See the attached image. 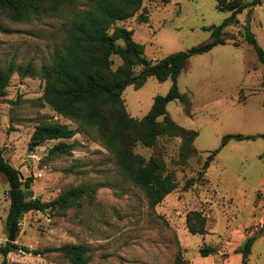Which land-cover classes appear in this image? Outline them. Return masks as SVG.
I'll use <instances>...</instances> for the list:
<instances>
[{"label": "rangeland", "instance_id": "374dc122", "mask_svg": "<svg viewBox=\"0 0 264 264\" xmlns=\"http://www.w3.org/2000/svg\"><path fill=\"white\" fill-rule=\"evenodd\" d=\"M88 3L78 0L57 15L21 22L0 17V67H7L11 60L15 67L0 98L4 157L20 171L22 181L31 179L25 190L32 198L48 202L79 184L96 188L91 202L83 198L82 206L68 208L65 216L50 209L24 213L14 242L31 250L82 243L90 248L88 264H173L178 255L188 264H241L236 250L250 238L247 263L264 264V233L256 236L264 229V137L230 139L221 145L226 134H264V70L244 38L247 25L264 51V0L238 13L224 27L233 40L191 56L177 79L187 97L183 102L169 101L166 109L178 125L197 131L193 146L198 155L180 160L181 139L168 134H161L153 147L134 145L133 151L146 160L161 158L177 181L176 189L155 205L121 174L96 128L63 117L41 99L45 85L41 69L61 48L75 14ZM139 14L146 17L145 22L138 20ZM230 15L219 10L215 0L166 4L144 0L133 16L117 24L131 29L133 39L144 47L143 56L155 62L207 40L209 27L222 24ZM114 62L116 66L120 60L115 57ZM170 85V78L159 81L153 76L140 88L128 85L122 93L127 112L142 118L154 97L165 95ZM42 121L76 129L72 138L64 140L74 144L72 150L48 156L59 140L44 141L30 150L31 133ZM216 149L214 160L198 179L203 161ZM192 177L197 179L186 188V180ZM7 189L0 173V245L9 232ZM191 210L205 216V233L188 231L185 219ZM205 245L213 246L215 252L201 256ZM7 264L70 262L55 251L35 255L17 249L8 253Z\"/></svg>", "mask_w": 264, "mask_h": 264}, {"label": "trees", "instance_id": "16d2710c", "mask_svg": "<svg viewBox=\"0 0 264 264\" xmlns=\"http://www.w3.org/2000/svg\"><path fill=\"white\" fill-rule=\"evenodd\" d=\"M78 0H0V17L21 22L30 17L57 15L73 6ZM144 0H90L70 23L67 34L58 52L41 69L45 81L42 101L63 117L78 121L84 126L97 129L105 147L112 153L115 164L121 174L139 187L151 205L159 203L177 187L174 173L167 170L161 158L154 156L146 160L133 151L136 143L153 147L161 134L177 136L181 139L180 160L197 156L193 141L197 131L178 125L167 112L169 101L183 102L187 97L177 85V79L186 68L189 58L202 54L213 47L225 44L233 37L226 36L224 27L233 21L238 13L247 7L260 5L262 0H215L219 10H228L231 15L220 25L210 26L207 40L185 51H176L151 62L143 56L144 47L133 39V31L119 26L118 21L133 16ZM168 3L170 0H150ZM145 22L143 14L138 15ZM245 41L250 44L264 70V51L257 44L248 26H245ZM120 63L115 66L114 58ZM139 67L137 71L136 68ZM15 71L13 60L7 67H0V98L5 95L10 78ZM25 71H29L26 69ZM159 81L171 79V85L165 95H156L150 109L140 119L133 118L127 112L122 93L128 85L135 89L143 86L148 77ZM264 81V79H263ZM161 118V119H160ZM76 129L55 122H40L31 133L28 147L33 150L47 140H59L48 152V156H58L72 150L73 143L64 140L72 138ZM263 135L226 134L221 139L225 145L230 139H254ZM218 150L211 151L203 161L197 178L214 160ZM0 173L6 178L9 206L6 214V226L18 223L24 213L44 212L50 209L59 216H65L70 207H81L82 199L91 202L95 197V186L79 184L61 191L54 199L44 202L40 197L32 198L25 188H29L31 179L22 181L20 171L5 157L0 144ZM188 178L185 187L193 185L195 179ZM186 227L191 234H203L206 231V218L201 212L191 210L186 214ZM251 239L239 246L236 253L241 254V264H248ZM24 250L35 255L48 252L61 253L70 264H88L91 260L89 246L82 243H65L57 247L31 250L15 242L6 241L0 245L1 264H7V255L13 250ZM213 246H203L200 255L213 254ZM173 264H188L181 256H176Z\"/></svg>", "mask_w": 264, "mask_h": 264}, {"label": "water", "instance_id": "95a60500", "mask_svg": "<svg viewBox=\"0 0 264 264\" xmlns=\"http://www.w3.org/2000/svg\"><path fill=\"white\" fill-rule=\"evenodd\" d=\"M16 228H17V223H11L10 227H9V232H8V238L7 241L8 242H14L15 241V232H16ZM264 233V229L261 230L260 232H257L256 236H260Z\"/></svg>", "mask_w": 264, "mask_h": 264}]
</instances>
